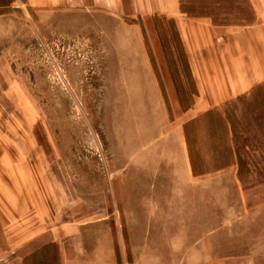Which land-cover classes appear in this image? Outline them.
Masks as SVG:
<instances>
[{
  "label": "crops",
  "instance_id": "1",
  "mask_svg": "<svg viewBox=\"0 0 264 264\" xmlns=\"http://www.w3.org/2000/svg\"><path fill=\"white\" fill-rule=\"evenodd\" d=\"M23 1L42 21L72 24L80 11L91 12L93 27L99 18L113 21V37L122 47L119 68L135 71L137 81V71L144 73L138 97H163L165 86L173 117L162 113L158 132L147 144L140 141L129 160L133 175H119L133 188L107 192L117 199L112 213L107 203L96 206L94 189L84 195L57 180L48 186L42 169H36L41 160L29 156L30 143L7 131L0 139V264H264V200L254 204L247 198L254 189L240 180L225 112L226 103L264 83V0H246L252 22L228 25L182 13L180 0ZM156 18L173 21L180 39L196 88L186 108ZM101 27L103 35L109 32ZM14 33L13 16L0 14V52ZM13 68L0 55L3 102L20 94ZM199 123L203 131L222 133L209 157L219 164L212 170L201 169L205 158L194 153ZM29 129L19 131L20 138Z\"/></svg>",
  "mask_w": 264,
  "mask_h": 264
},
{
  "label": "rangeland",
  "instance_id": "2",
  "mask_svg": "<svg viewBox=\"0 0 264 264\" xmlns=\"http://www.w3.org/2000/svg\"><path fill=\"white\" fill-rule=\"evenodd\" d=\"M191 1L184 0L188 6ZM220 4V9L212 6L215 18L235 24L253 21L248 1L221 0ZM0 9L13 16L15 32L0 55L13 64L14 79L20 84L18 97L0 100V139L14 130L15 140L30 143V158L41 160L36 169H42L48 186L57 180L84 195L94 189L96 206L107 203L112 213L117 199L107 192L133 188V183L119 180V175H133V160H129L140 141L147 144L158 132L162 113L168 111L173 117L165 86L163 97H138L135 91L140 92L145 83L144 73L137 71L138 82L135 71L119 68L122 47L113 37V21L103 23L96 17L93 27L89 11L78 12L72 24H57L49 18L42 21L38 11L23 0H0ZM103 24L109 31L105 35ZM155 24L180 103L183 108L191 106L196 88L174 23L157 18ZM228 111L234 124V105ZM199 125L193 136L194 153L198 156V150L205 158L201 169L212 170L219 164L209 157L217 150L214 147L222 133L211 134L209 128V133L204 132ZM28 127L29 133L20 138L18 132ZM254 148L247 151L248 159L257 162L260 170L252 165L254 172L250 178L243 177V185L254 189L247 197L249 202L260 204L264 200V155Z\"/></svg>",
  "mask_w": 264,
  "mask_h": 264
},
{
  "label": "trees",
  "instance_id": "3",
  "mask_svg": "<svg viewBox=\"0 0 264 264\" xmlns=\"http://www.w3.org/2000/svg\"><path fill=\"white\" fill-rule=\"evenodd\" d=\"M221 0H194L188 6L184 0H180V10L188 16H207L212 19V22L217 25L235 24L234 22L215 18V10L213 5L220 9ZM7 13L0 9V14ZM157 21V18H156ZM171 21V20H170ZM173 22V21H172ZM178 35V34H177ZM234 105V124L231 121V115L228 111L229 107ZM226 117L229 123L232 124L234 133V146L238 159V174L243 182V177L250 178L253 174L254 165L257 162L249 161L247 151L260 150L264 155V83L255 87L248 94L237 97L234 100L225 104ZM254 163V164H252ZM260 170V168H257Z\"/></svg>",
  "mask_w": 264,
  "mask_h": 264
}]
</instances>
